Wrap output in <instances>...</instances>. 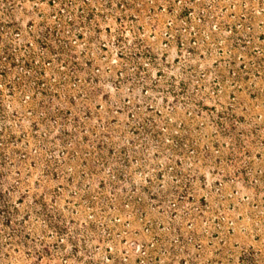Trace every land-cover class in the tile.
<instances>
[{
    "label": "rangeland",
    "instance_id": "374dc122",
    "mask_svg": "<svg viewBox=\"0 0 264 264\" xmlns=\"http://www.w3.org/2000/svg\"><path fill=\"white\" fill-rule=\"evenodd\" d=\"M0 264H264V0H0Z\"/></svg>",
    "mask_w": 264,
    "mask_h": 264
}]
</instances>
